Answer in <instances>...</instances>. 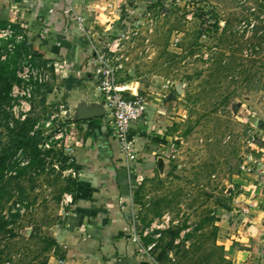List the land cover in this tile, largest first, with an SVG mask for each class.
<instances>
[{"label":"rangeland","instance_id":"rangeland-1","mask_svg":"<svg viewBox=\"0 0 264 264\" xmlns=\"http://www.w3.org/2000/svg\"><path fill=\"white\" fill-rule=\"evenodd\" d=\"M137 2L128 1L131 21L112 35L120 37L118 78L130 76L161 96L170 138L155 170L123 205L131 240L155 260L165 249L160 264H230L217 241L218 222L237 208L239 181L264 147V0ZM5 43L0 41L7 72L0 79V155H7L0 215L8 224L0 229V264H46L64 254L51 241L73 200L76 176L65 168L71 162L65 139L73 129L69 124L65 139L49 147L43 142L52 128L32 129L67 108L42 101L51 80L35 82L32 108L24 119L15 117L11 87L19 83L16 70L28 49L21 42L9 52ZM21 132L38 137L42 164H31L30 149H14Z\"/></svg>","mask_w":264,"mask_h":264},{"label":"crops","instance_id":"crops-1","mask_svg":"<svg viewBox=\"0 0 264 264\" xmlns=\"http://www.w3.org/2000/svg\"><path fill=\"white\" fill-rule=\"evenodd\" d=\"M128 1L0 0V20L23 32L34 64L50 74L42 101L68 108L85 91H96L91 48L102 47L131 21ZM136 1L138 7L144 3ZM67 7L69 13L64 12ZM69 79L72 86L66 88ZM119 80L130 94L146 93V111L132 123L134 157L127 159L111 136L108 114L70 121L73 130L64 139L69 141L66 149L74 162L70 169L78 184L70 207L54 229L64 254L51 256L46 264H160L131 240L125 206L164 154L170 138L165 133L167 105L130 76L120 75ZM261 149L254 167L239 181L237 208L221 215L218 222L217 241L230 264H264V147Z\"/></svg>","mask_w":264,"mask_h":264},{"label":"built area","instance_id":"built-area-1","mask_svg":"<svg viewBox=\"0 0 264 264\" xmlns=\"http://www.w3.org/2000/svg\"><path fill=\"white\" fill-rule=\"evenodd\" d=\"M69 11V7L64 9L65 13H69ZM119 40L120 37L115 35L99 49L92 46L95 65L93 74L95 89L103 96L110 109L108 115L111 136L118 142L121 152L127 159H130L134 157L133 144L135 140L132 123L139 120L145 113L146 98L141 93L126 92L125 83H122L118 78V70L122 67L121 58L116 55ZM0 41H6L5 45L9 52L14 51L17 43L24 42L26 45L23 32L20 30L16 32L10 24L0 27ZM1 56L4 58L6 53ZM16 74L19 83H14L11 87V95L15 98L16 104L10 106L16 118L24 119L25 113L32 108L28 99L32 95L35 82H48L50 74L33 63V55L29 50L23 53V61L18 65ZM66 117L67 109L62 107L59 113L47 115L44 120H41L40 125L39 123L33 125L34 131L40 127L48 128V130L52 128L49 138L43 142L45 147H49L53 140L63 141L70 124ZM66 200L71 201V197L68 195Z\"/></svg>","mask_w":264,"mask_h":264},{"label":"trees","instance_id":"trees-1","mask_svg":"<svg viewBox=\"0 0 264 264\" xmlns=\"http://www.w3.org/2000/svg\"><path fill=\"white\" fill-rule=\"evenodd\" d=\"M6 24H7L6 22L0 20V27L5 26ZM6 73L7 72H6L5 68H3L2 65H0V79L6 77L7 76ZM71 82H72L71 79H69L66 82V88H70V86H72ZM9 87H10V84H7L5 91H4L5 97L8 94ZM1 102H3V99H1ZM37 141H38L37 136H34V135L31 136L28 134H24L23 132L18 133L15 137L14 149H17V148H23L24 150L30 149L31 156H32L31 157V164H33V163L42 164V159L38 158L39 152H38V148H37ZM6 156L7 155H5V154L0 155V198L2 197V194H3L4 189H5V185H3L1 183H2V179H3V172L5 169V163H6V159H7ZM64 159H65V157H64ZM73 167H74L73 161H71L70 163H68L67 166H65V168H73ZM22 171H23L22 169L17 171L18 176H19V174L22 173ZM72 184L74 187H76V185L78 184L77 180L74 179ZM16 216L17 215H15V217ZM7 224H8V222L4 219L3 215H0V229H3ZM176 235H177V231L174 232V234L172 235L168 244H171L172 238ZM150 240L151 239H148L147 242H149ZM51 243L54 245L57 244L55 240H52ZM167 246H169V245H167ZM165 254H166V251L164 249L162 251V253L156 257V260L158 262H160L163 259V257H165Z\"/></svg>","mask_w":264,"mask_h":264},{"label":"water","instance_id":"water-1","mask_svg":"<svg viewBox=\"0 0 264 264\" xmlns=\"http://www.w3.org/2000/svg\"><path fill=\"white\" fill-rule=\"evenodd\" d=\"M83 94L84 96L78 100L74 99V102L68 106L66 118L69 121L87 120L109 113V107L97 91L91 88Z\"/></svg>","mask_w":264,"mask_h":264}]
</instances>
